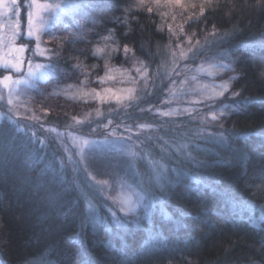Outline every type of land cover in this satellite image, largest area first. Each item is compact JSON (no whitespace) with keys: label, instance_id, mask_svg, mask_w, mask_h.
<instances>
[{"label":"trees","instance_id":"trees-1","mask_svg":"<svg viewBox=\"0 0 264 264\" xmlns=\"http://www.w3.org/2000/svg\"><path fill=\"white\" fill-rule=\"evenodd\" d=\"M76 1L89 6L55 23L48 41L57 71L25 100L20 128L0 123V264H264V0H191L171 11ZM108 31L113 51L98 57ZM217 60L229 67L211 81L229 91L191 102L203 77L195 71ZM136 70L145 80L129 101L99 104ZM236 101L247 103L220 123L206 117ZM68 135L127 145L132 159L100 147L81 161ZM118 180L157 201L147 218L143 207L122 216L104 196Z\"/></svg>","mask_w":264,"mask_h":264},{"label":"rangeland","instance_id":"rangeland-1","mask_svg":"<svg viewBox=\"0 0 264 264\" xmlns=\"http://www.w3.org/2000/svg\"><path fill=\"white\" fill-rule=\"evenodd\" d=\"M141 1L145 4L148 3L154 9H157V10L162 9L163 11L164 10L171 11L180 5L182 7H185L186 4L190 2L191 0H181L180 5H177L175 3V0H141ZM29 2L30 0H17V5L20 8L21 7L23 8V11L21 12L23 13V18H24V23H23L24 25L22 28L24 35L17 38L16 43L18 45L20 44L18 43V41L20 42L23 41L24 43L29 45L31 50L26 51L24 53L26 57H31L35 63L47 64L51 60L50 51H47L45 56H33V52L35 51L36 41L34 39L28 40L26 38L27 11L29 10L27 8V4ZM38 2L56 3V2H59V0H38ZM75 2L77 3L76 0ZM9 3H10V0H9ZM2 13H3V8L0 7V40H2L7 35H10L9 29L7 27V20L11 19L15 21L16 19V16L14 15L12 11H9L8 16H4L2 15ZM65 16L67 17V15H61L59 23H62V20ZM53 27H54V24H52L49 29H46L44 34L41 36V41H40L41 50H45V49L50 50L48 47V41L51 42L52 39L49 38L48 33L52 31ZM62 27L67 28V24L64 23ZM104 37H109V39L105 40ZM114 43H115V39H114L113 33L112 31H108L100 39V41L98 42L95 48V50L97 48H102L103 51L95 55L98 57H102L103 55L111 53L114 48ZM4 51H6V49L0 48V55H2ZM222 64L224 63L219 60L208 61L205 64H201V66L195 71L196 76H203V77L201 78L200 81L197 82V85L195 87H192V86L190 87L193 90V93L200 95V96H195L196 99L191 98L190 99L191 102H193V100L207 98L212 95L213 97H217L216 93L221 91V89L219 88V85L221 83L215 84L211 80L215 75H217L218 72L224 73L225 71L224 68L220 67ZM27 71H28L27 63H25V65L23 66L21 73H12L11 70L6 72L3 68H0V72H5L4 75H11L13 80H17V79L23 80ZM40 72H43L44 76L41 77L40 73L38 72L36 77L31 79L28 84H24V83L15 84L12 81H6L3 83H0V104H2L7 109L6 111L7 113L0 111V123H2V121L4 120H7L11 122V124L13 125L15 124L17 129L20 128V126H22L23 122H21L22 121L21 119L23 117L24 118L26 117V109H27V106L29 105L27 101L25 100L29 97H32L31 92L35 93L36 84L37 83L38 85L43 84V81L46 80V78L48 77L51 71L47 69H41ZM141 72L144 73V71H141ZM4 75L0 76V81L3 80ZM139 75H140V71H137V77L135 79V77H131L129 74L127 75L124 74V78L127 81L126 83L124 82L123 86L128 87V88L126 89L123 88V90L120 89L122 91L121 95L116 96V97L114 96L115 97L114 100L113 99L101 100L99 104H104L108 102H114L115 104L119 102L129 101L135 93L136 86L139 83L138 81L140 79L145 80L144 78L145 73L142 78H140ZM121 84H123V82H121ZM211 91H213L212 95H210ZM189 109H193V107H189ZM213 114L214 112H212L210 116L206 115V117L209 118V120H211V116ZM18 119H20V121ZM68 138H69L68 145L70 147H73L74 151L77 152V157L81 161L83 158L82 156L93 155L94 152L92 151L93 150L98 151L100 147H104L103 150L107 151L108 153L110 152L111 154H115L116 156L114 157H117L116 160L118 159V160H124V161H131L132 156H133L132 150L130 149L131 147L127 145H123L118 142H111L110 144H103V143L101 144L100 142H94L88 139L78 138V137L71 136V135H68ZM69 146H66L65 149H66L67 155L73 158L74 155H72L71 153L72 149ZM151 169L153 172L152 174L153 177L156 178L155 180L156 184L160 186V183L162 182L160 179L164 178V174L165 172H167L165 167L162 166L161 163H158V164L152 165ZM117 182L118 184L115 185V187H113L110 190V192L106 190L107 192L105 191V193L103 194L104 196L109 198V200H111V202L115 206L114 209L117 208L115 210H117L122 216L133 217L136 215L137 211L143 207V205L137 206L135 214L133 213L125 214V212L122 209H125L126 207H128L130 203L139 201V199L141 197H144V195L140 191H138V189H136L135 187L129 184L123 183V181L118 180ZM34 264H43V263L41 261L36 260Z\"/></svg>","mask_w":264,"mask_h":264},{"label":"snow or ice","instance_id":"snow-or-ice-1","mask_svg":"<svg viewBox=\"0 0 264 264\" xmlns=\"http://www.w3.org/2000/svg\"><path fill=\"white\" fill-rule=\"evenodd\" d=\"M175 3L177 5H180L181 0H175ZM89 6V4L86 3H76L75 0H59V2L56 3H50V2H43L40 3L38 0H30V2L27 4V8L29 9L27 11V27H26V38L28 40H35L36 46L35 51L33 52V56H45L47 51L50 50H41L40 47V41L41 36L44 34L46 29H49L52 24H55L60 21L61 15H70L74 16V14L81 10L84 7ZM0 7L3 8L2 15L8 16L9 11H12L14 15L16 16L15 21L8 19L7 20V27L9 29L10 35H7L2 40H0V48L6 49V51L3 52L2 55H0V68H3L6 72L11 70L12 73H21L23 66L25 63L28 64V71L26 72L24 79L20 80H13L11 75H4L3 80L0 81V83L6 82V81H12L15 84H28L29 81L36 77L37 73L39 72L41 77L44 76L43 72H40L41 69H47L50 70L51 73H55L57 71V66L53 63H47V64H39L35 63L34 60L31 57H26L24 53L26 51H30V47L28 44L24 43L23 41L17 45L16 41L17 38L24 35V33L21 30V8L17 5V0H0ZM151 11V9H149ZM201 15H203V11L201 12ZM49 38L55 39L53 33H48ZM105 40L109 39V37H104ZM103 51L102 48H97L94 52V54H99ZM125 52H128L127 47H125ZM190 53L192 57L200 56L203 54V50L199 48H190ZM34 65V67H33ZM221 68L227 69L229 65H221ZM231 79H236V77H231ZM100 82H103V78H99ZM7 86V85H5ZM230 84L229 82H224L219 85V88L221 91L216 93V96H224L226 92L229 91ZM233 97L239 96V92H233L231 93ZM97 98L104 99L100 95L99 92L96 93ZM247 102H241L236 101L232 105H225L224 108L219 109V113L213 114L211 116V120L216 123L221 122V118L230 115L231 112H240L242 108L246 105ZM231 109V112L226 111L227 109ZM211 111V108L209 109ZM208 135L211 137L213 134L208 133ZM126 139V138H125ZM213 142L215 143H226V138L220 137L218 139H215ZM194 183H199V181H195ZM195 191L196 189H192ZM157 201L155 199L153 200H147L146 197H141L139 201L130 203L128 207L125 209H122L125 214L127 213H133L135 214L136 208L139 205H143L144 209V218L148 217L149 212H151L152 208L156 205ZM161 212L163 213V209H161ZM166 214V213H164ZM140 217H136L134 220H132V223H139ZM111 223L115 226L123 227L125 226L126 221L123 219L117 217L115 213L112 215Z\"/></svg>","mask_w":264,"mask_h":264}]
</instances>
